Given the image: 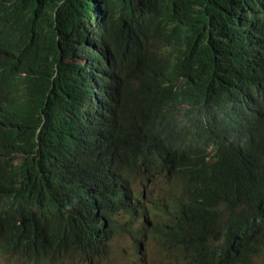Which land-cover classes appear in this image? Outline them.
Here are the masks:
<instances>
[{"label":"trees","instance_id":"trees-1","mask_svg":"<svg viewBox=\"0 0 264 264\" xmlns=\"http://www.w3.org/2000/svg\"><path fill=\"white\" fill-rule=\"evenodd\" d=\"M102 1L106 3V0ZM58 3L59 0H0V13L6 4L15 6L18 13L9 24L0 14L1 78L15 77L14 83L23 84L31 71L38 64L42 65L34 87L36 100L41 101L35 105L38 117L34 113L26 116L32 127L36 121L48 119V122L56 116L64 117L65 123L72 125L82 118L80 113L85 111L84 101L72 98L56 76L58 73L78 70L79 65H75L77 50L74 45L81 41L78 36L71 38L68 32L58 30L65 28L74 35L78 34L75 17L78 11L74 13V19L68 21L64 19L66 9L68 13L74 9L69 3L60 7ZM170 4L169 1L157 4L142 0L145 10L156 20L152 29L144 33L142 41L147 47L160 48L150 60L146 58L148 62L137 75L139 88L133 86L134 80L128 68L122 67L118 72L121 105L115 137L129 142L134 154H130V149H120L118 158L100 164L112 166L110 178L98 177L93 183L96 188L108 183L120 186V176L136 174L134 170L142 175L146 170H151L152 174H164L171 182L170 189L161 199L160 214L150 215L146 220L151 222L152 217L159 219L156 225L150 224L158 230V240H162V236L164 239L168 238L170 234L166 230H174L167 214L178 211L181 200L186 197V194L181 193L182 183L179 179L197 164L193 162L188 165L195 157L206 154L210 149L216 154L208 164L201 166L209 174L215 172L223 160L236 172L256 169L264 174V30L259 35L252 36L248 30L234 24L226 18L221 0H192L190 8L180 18L169 12L167 5ZM96 7L98 4L94 10ZM101 7L109 8L108 4ZM58 14L63 15L57 18ZM96 16H99V20L96 22L95 33L99 35L101 42L119 49L122 55L128 52L130 55L145 58L143 54L129 49L120 38L117 24L109 12L100 11ZM106 20L114 26V32L102 31V27H98ZM12 39L17 41L20 50L13 46V51H8L12 47ZM190 51L196 53L185 55ZM46 85H52L54 90L58 88V93L61 90L66 91V99L70 103L52 100L50 93L44 94V99H41ZM1 89L0 102L7 94L11 100L14 99ZM74 101L75 108L79 110L75 113L80 112L79 114L74 113ZM20 107V103L15 102L11 110L20 112ZM114 108L115 105L111 104L112 111ZM10 112L5 111L0 103V120H5ZM20 118L19 115L18 119ZM21 122L22 120L6 122L0 126V155L9 154L8 157L0 159V174L13 171L23 178V174L31 173L37 166H43L44 169L42 173L37 172L32 177L27 187L17 191L7 185L9 177L0 175V220L5 224L0 232H5L8 228V233L11 234L8 245L2 246L4 252L7 254L12 247V241H16L22 253L18 236L23 220L34 227L35 237L40 243L38 246L43 249V259L50 257L42 261V264L54 261V257L58 255L74 258L76 261L98 259L96 253L88 255L86 251V255H82L80 245L84 239H98V243L106 241L116 248V244L110 242L113 234L129 237L126 232H116L114 228L107 226L100 230L112 232V236L107 239L100 231L94 237L82 238L80 233L70 237V233H75L74 227L79 231L91 229L82 225L86 221H92V211L90 207L80 203L70 209L68 217V212L61 208L66 200L74 201V195L78 199H84L82 191L90 180L92 161L85 154L74 155L81 154L86 146V143H82V136L71 137L67 133L69 137L64 134L56 136L59 129L44 132L43 128H37L25 136L22 130L15 128ZM12 128L15 130L5 133V136L1 134L2 130ZM76 128L78 129V122ZM174 134L175 142L168 144L167 140ZM56 138L62 142L63 148L52 146ZM190 148L191 154H173L174 150L188 151ZM162 149L163 152L159 153ZM170 154H173L172 159L167 157ZM13 156L16 158L10 166L3 167ZM58 158L64 162L57 163ZM160 162L166 164L160 166ZM69 166L79 177L75 181L72 180ZM49 170L52 177L44 180V173ZM82 171L84 175H80ZM125 185L122 184V187ZM42 186L44 189L47 186L54 189L41 194ZM32 195L36 197L33 202L30 201ZM46 200H50L47 206L36 209V206ZM20 204L25 206V211L11 214L10 211ZM115 208L118 214L128 212V216L134 214L136 218L148 211L146 207L135 203L134 199L122 202ZM54 213L58 217H54ZM72 215L76 219H72ZM128 220L130 218L126 222ZM56 221H60L65 226L64 229H58ZM56 231L64 233V237H58ZM65 237L69 238L67 244L50 247L47 243L52 239L58 244L59 239ZM132 237L138 245V240ZM228 240V237L225 238L223 243L226 244ZM250 251L253 252L254 248H250ZM74 253H78V257ZM240 260L242 263L247 261V256L242 251Z\"/></svg>","mask_w":264,"mask_h":264},{"label":"clouds","instance_id":"clouds-1","mask_svg":"<svg viewBox=\"0 0 264 264\" xmlns=\"http://www.w3.org/2000/svg\"><path fill=\"white\" fill-rule=\"evenodd\" d=\"M154 1L162 4L163 1L171 2L167 7L169 12L177 17H182L190 8L192 0H144ZM226 18L242 29L248 30L252 36L259 35L264 30V0H221ZM84 2L86 4H84ZM70 4L76 7L78 34L74 35L65 28L58 29L60 32H68L72 38L78 36L83 46L86 41L92 39L89 28V18L94 14L109 12L110 16L117 24V33L131 50L143 54L145 58L130 55L128 52L118 59L112 67L101 77V94L104 84L118 81V72L122 67H126L132 73V78H138L143 66L151 59L156 50L160 47H147L142 39L155 25L154 17L145 10L142 0H59V5ZM98 4L96 10L93 8ZM108 4V9H103L100 5ZM68 11V9H66ZM63 14L56 15L61 18ZM92 39L101 47L100 37ZM136 43V46L134 44ZM9 52L18 48L17 41L12 39ZM11 49V50H10ZM18 50H20L18 48ZM196 51H190V55ZM22 61V58H21ZM52 85H55L52 82ZM51 94V93H50ZM52 95V100H65L61 96ZM96 104L89 110L96 108ZM70 103V102H69ZM74 112L79 110L73 105ZM80 113V112H79ZM75 113V114H79ZM64 117L56 116L46 120L36 121L31 128H43L44 132L60 129L71 137H80L82 134L76 128L78 121H82L91 130L101 129L103 132V144L120 149L133 150L127 141L118 140L115 137V130L118 121L103 124H93L83 117L75 121L72 125L65 123ZM60 124V125H56ZM185 134V133H182ZM28 137L25 139L27 140ZM17 151V149L15 150ZM163 152L159 150V153ZM216 154L210 149L209 152L195 157L188 165L197 162L195 166L186 174H183L179 181L181 193L186 197L181 200L180 209L167 214L174 225V232L168 238L160 242V248L153 256L146 258L145 264H264V174L256 169L236 172L226 161L219 164L218 169L209 174L202 170L201 166L209 163ZM9 154L0 155V158L8 157ZM50 200L36 206L42 209L49 204ZM25 211V206L20 204L13 208L10 213L15 214ZM7 230L3 233L7 238ZM229 238L226 244L225 238ZM22 246V253L17 256L14 253L8 264H42L43 249L35 243V229L31 223L23 220L18 236ZM250 248H254L251 252ZM240 251L247 256V261L242 263ZM15 252V251H14ZM19 254V253H18Z\"/></svg>","mask_w":264,"mask_h":264},{"label":"bare ground","instance_id":"bare-ground-1","mask_svg":"<svg viewBox=\"0 0 264 264\" xmlns=\"http://www.w3.org/2000/svg\"><path fill=\"white\" fill-rule=\"evenodd\" d=\"M107 2L108 0H106V3ZM84 4L86 3L84 2ZM58 7H60V5H58ZM72 9H74V11H70V13L66 11V13H64V19H68V21H72V19H74V13H76V11L78 10L76 9V7H72ZM94 16L95 17L89 18V24L87 25H89V32L94 33L92 34V36L94 35L92 39L97 40L95 28L97 24L96 22L97 20H99V16H96V13L94 14ZM104 17H106V15H104ZM98 27H102V31L112 30V32H114V26H112V24H110L108 20L104 21L102 25H98ZM92 39L90 41L85 40V44L83 46H80L79 43L74 45L77 50L75 65H79L77 71L56 74V76L60 78L62 86L72 98L84 101L85 111L82 114H85L86 110L91 109L96 104L102 90L101 77L122 56V54L119 52V49L104 44L101 41V47L98 48V44L92 41ZM80 40L78 39V41ZM118 40H120V38H118ZM41 68L42 65L38 64L33 69V71H31V75L25 78V82L30 81L31 84H26L23 89L21 88L22 90H18L20 93H24L23 95L26 96L25 92L29 91L31 87L33 88V91L30 89L32 91V95H30V97L26 99L29 102H33L36 100L34 87L35 81L38 78V73L41 71ZM50 80L52 81L53 79L50 78ZM20 85V83H15V89ZM66 91L63 92L61 90L60 93L64 98H66ZM46 93L56 94L58 93V88L54 90V87H52V85H46V89H44V93H42V95ZM107 102L108 110L105 112ZM16 103L19 104L20 102L16 100ZM74 106L76 107V101H74ZM31 109L32 107L30 108V110ZM30 110L28 111V114ZM97 111L98 113H96L94 117L99 120L105 118L108 113L112 111L111 101L109 104V99H107L106 96L99 103V109H97ZM20 112L22 113L21 109ZM78 131L82 134V138L84 140L82 141V143H86V146L81 154L77 153L74 155L85 154L89 157L90 161H92L93 164L90 168V180L84 186L82 191L84 199H78V197L74 195V197H72L74 201L66 200V202L61 205V208L64 209V211H67L68 213H66V215L70 217V209H74V205H80V203H82V205L90 207L92 211V221H86V223L82 225V227H91V229H82V231H79L78 229H76V227H74L75 233H70V237H74V235L79 233L82 238L94 237V235H98V231L107 226H110V228H114L116 232H126V234H128L129 236L128 244H126V242H124V240H122V238H120V236H118L117 234H113L114 236H112V232H110V230L104 229V231H100V233H102V235H104L106 239L112 236V240H110V242H114V244H116V248H114L112 244H108V242L106 241L98 243V239H84V241H82V245H80V247H82V255H86V251H88V255H90V253H96V257H98L100 261H98V259H94V261H88V259H84V261H70V257L58 255V257H54V261H50V263L44 264H145L147 254L148 256L155 255L157 253V250L161 246L158 242L164 240V236H162V234H160V236H162V240H158V230L150 226V224L156 225L159 219L157 220L156 218L152 217L151 222L150 220L146 222V220L150 215L153 216L154 214H160L159 208H161V199L170 189L171 182L168 178L165 177L164 174H152V172H150L151 170H146V173L142 175L140 174V172H138V170H134L136 174L120 176V180H118V184H120V186L114 183H108L101 188L94 187L93 183L98 177H100V179L110 178V168H112V166L100 164L110 162L118 158L120 154V148H113L103 144L104 136L102 130L97 129L93 134V130H91L82 121H78ZM222 134L223 132L219 135L222 136ZM175 140L176 135L174 134L167 140V142L168 144H171L174 143ZM191 149L192 148H190L188 151L174 150L173 154L184 153L188 155L191 154ZM130 154H134V151L130 150ZM173 154L167 155V157L172 159ZM14 158H16V156L10 158L3 167L10 166V163L14 160ZM60 162L61 161L58 158L57 163ZM162 164H166V162H160V166H162ZM56 166H58V164ZM113 168L116 169L115 164H113ZM42 169H44L43 166H37L31 173L23 174L25 176L23 178H20L18 173H15L13 171H6L4 174L0 175L6 178L9 177L10 180L6 182L7 185L17 191L22 189V187H27L28 184L31 183L32 177H35L37 175V172L42 173ZM69 171L73 181L79 178L78 176H76L74 171L70 169V166ZM80 175H84V171H82ZM132 176L135 177L132 178ZM47 177H52L51 170L44 173V180ZM126 180L129 181L126 183ZM122 184L126 185L122 187ZM51 189H54V187L47 186L44 189V186H42L40 188L41 194H45ZM33 195L30 197V201L32 202L36 199V197H33ZM129 199H134L135 203L140 204V207H146L148 211L143 213L141 212L142 214H140L138 218H136L134 214H130V216H128V212H124V214L116 213L115 207H117L122 202L128 201ZM67 202L68 206H66ZM116 216L119 218H116ZM54 217H58V215L54 213ZM128 218H130L128 222H132V224H128V222H126ZM60 219H62V217H60ZM72 219H76V217L72 215ZM4 225L5 224L0 220V231ZM56 227L62 230L65 226L62 225L60 221H56ZM6 230L7 233L10 231L8 228H6ZM66 231H68V229H66ZM166 232H168V234H171L172 232H174V230H166ZM3 233L4 232H0L1 247L7 246L11 239V234H9L7 238H4ZM56 235H58V237H64V233H60V231H56ZM132 236H134V238L138 240V245L135 244V240ZM68 240L69 238L65 237L63 239H59L58 244H56L54 240L49 239L47 243L48 245H50V247H57L61 246L62 244H67ZM35 243L37 246L40 245L36 237ZM16 251L17 256L20 255V247H18V242L12 241V247H10L6 258H8L9 260L10 257H13ZM74 255L78 257V253H74ZM46 259H50V257H46ZM46 259H43V261H46Z\"/></svg>","mask_w":264,"mask_h":264},{"label":"rangeland","instance_id":"rangeland-1","mask_svg":"<svg viewBox=\"0 0 264 264\" xmlns=\"http://www.w3.org/2000/svg\"><path fill=\"white\" fill-rule=\"evenodd\" d=\"M1 16L3 17V19L6 21V23H10L13 21L14 18H16L17 16V11L15 6H11L9 4L3 5V10L1 11ZM4 49V48H2ZM144 67V66H143ZM132 75V73H131ZM15 77H8L6 79H2L0 76V89L2 90L3 93H9L11 95L12 99L9 98V95L7 94L6 97L4 98V100H2L0 103L1 105L4 107L5 111L10 112L11 109H13L14 104L17 101L20 102V108L21 111L23 113V115L26 117L28 116V111L30 110V108L32 107V109L30 110L29 113H34L37 114L34 110L35 105H38L41 103V101L39 100H35L33 102H29L26 101L24 99H28L30 97V95H32V91L33 88L31 87L29 91L25 92L26 96L23 95L22 93H20L18 90H22L24 88V86H26V84H31L30 81H26L25 83L21 84L20 86H16L17 90L15 89ZM133 86L135 88H139L140 87V81L138 80V78L133 79ZM33 85V84H32ZM31 86V85H28ZM104 90L103 93L100 97V100L96 106V108H93L91 111H86L85 114L80 113V115L88 120L90 123L93 124H103V123H111L113 121H118V113H119V108L121 105V96H120V91H119V78L117 82H111L110 84H104L103 85ZM19 88V89H18ZM22 88V89H21ZM30 92V93H29ZM56 96H61L60 93H56L54 94ZM16 98H15V97ZM18 96V97H17ZM105 96L107 97V99H109V104L111 101V104L115 105V108L113 111H111L110 113H108V115L103 118L102 120L96 119V117H94L96 115V113H98L97 109H99V103L105 98ZM62 97V96H61ZM41 99H44V95L41 96ZM58 101V99H56ZM44 101V100H43ZM61 102H66L65 100H62ZM31 103L30 105H27ZM108 110V102H107V107H105V112ZM21 112H14L13 110H11V112L9 113V116L6 117L5 120H0L2 125H5L6 122H18L21 121V123L17 124L15 128H18V130H22L24 132V135L27 136L28 134H30L32 132L31 128L32 126L29 125L30 120H28V117L24 118ZM75 113V112H74ZM21 116L20 119H18V116ZM38 117V114L37 116ZM33 118V122H35V118ZM73 117V116H72ZM44 120H48V119H44ZM15 128L9 129V130H2L1 134L4 135L5 133L15 130ZM28 132V133H26ZM62 135L64 134L66 137H69L66 133H63L60 129H59V133L56 132V136ZM5 136V135H4ZM62 142H59V138L55 139V142L52 144V146L54 147H60L63 148L64 146H61ZM60 159V158H59ZM61 162H64L63 159H60ZM120 238H122V240H124V242H126V244H128V237L126 236H120ZM131 242V240H130ZM135 246V245H134ZM6 253L4 252V248L0 246V264H7L8 258H6ZM148 257V254L146 256V258ZM11 258V257H10ZM70 261H76L74 258H70Z\"/></svg>","mask_w":264,"mask_h":264}]
</instances>
